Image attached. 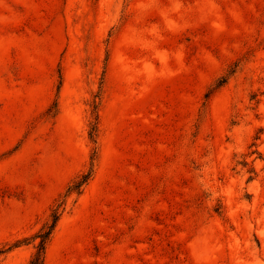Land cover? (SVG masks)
I'll use <instances>...</instances> for the list:
<instances>
[{
	"label": "rangeland",
	"instance_id": "rangeland-1",
	"mask_svg": "<svg viewBox=\"0 0 264 264\" xmlns=\"http://www.w3.org/2000/svg\"><path fill=\"white\" fill-rule=\"evenodd\" d=\"M59 205L45 264H264V0H0V264Z\"/></svg>",
	"mask_w": 264,
	"mask_h": 264
},
{
	"label": "trees",
	"instance_id": "trees-1",
	"mask_svg": "<svg viewBox=\"0 0 264 264\" xmlns=\"http://www.w3.org/2000/svg\"><path fill=\"white\" fill-rule=\"evenodd\" d=\"M225 81V80H223ZM222 81V82H223ZM98 128L97 125H93L90 130V137L92 140H94L97 137ZM93 170L90 169L89 172L86 174H83L81 178L76 181L71 187H69L68 192H77L79 193L81 191V188L84 184H86L90 178L92 177ZM59 205L56 209H54L52 213V219L51 223L47 224L36 236L35 238H39V244H38V250L35 253V255L32 257L30 264H45L46 259V247L48 244V241L57 225V222L60 219L61 213L59 211L60 209Z\"/></svg>",
	"mask_w": 264,
	"mask_h": 264
}]
</instances>
